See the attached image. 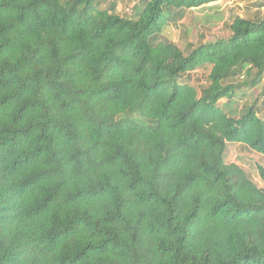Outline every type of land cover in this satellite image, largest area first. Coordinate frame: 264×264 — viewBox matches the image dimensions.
Wrapping results in <instances>:
<instances>
[{"label":"trees","instance_id":"obj_1","mask_svg":"<svg viewBox=\"0 0 264 264\" xmlns=\"http://www.w3.org/2000/svg\"><path fill=\"white\" fill-rule=\"evenodd\" d=\"M215 1L0 0V264H264V0L162 36Z\"/></svg>","mask_w":264,"mask_h":264},{"label":"rangeland","instance_id":"obj_2","mask_svg":"<svg viewBox=\"0 0 264 264\" xmlns=\"http://www.w3.org/2000/svg\"><path fill=\"white\" fill-rule=\"evenodd\" d=\"M119 12L130 8L136 0H117ZM263 0H217L198 8L190 9L184 17L176 23L167 26L163 32V38L176 43L180 48H185L188 43L198 44L224 39L229 32L227 24L233 15L244 16L254 11V4ZM253 8L250 12L247 9ZM257 11V10H256ZM263 12V9H260ZM201 70L192 74L191 82L198 86L204 82ZM261 82L256 88L250 90L246 95L235 98L231 108L238 111L245 105L257 100L259 114L264 116V94H262ZM222 100L221 102H223ZM225 159L240 165L258 186L263 182L258 175L257 166L264 168V155L254 152L247 146L238 143H228Z\"/></svg>","mask_w":264,"mask_h":264}]
</instances>
